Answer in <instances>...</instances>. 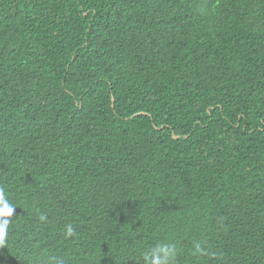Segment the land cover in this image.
<instances>
[{"label": "trees", "instance_id": "16d2710c", "mask_svg": "<svg viewBox=\"0 0 264 264\" xmlns=\"http://www.w3.org/2000/svg\"><path fill=\"white\" fill-rule=\"evenodd\" d=\"M0 187V264H264V0H0Z\"/></svg>", "mask_w": 264, "mask_h": 264}, {"label": "clouds", "instance_id": "9594fccd", "mask_svg": "<svg viewBox=\"0 0 264 264\" xmlns=\"http://www.w3.org/2000/svg\"><path fill=\"white\" fill-rule=\"evenodd\" d=\"M15 206L10 203L7 196L5 195V190L0 187V246H2L8 236V229L11 223L10 218L13 216L15 211ZM43 219V217H41ZM67 235H73L72 227L67 228ZM196 251L200 252V246H196ZM176 256V249L170 244H159L156 247L150 249L144 254L145 264H172ZM54 264H65V261L58 257L52 258Z\"/></svg>", "mask_w": 264, "mask_h": 264}, {"label": "water", "instance_id": "95a60500", "mask_svg": "<svg viewBox=\"0 0 264 264\" xmlns=\"http://www.w3.org/2000/svg\"><path fill=\"white\" fill-rule=\"evenodd\" d=\"M114 102H115V100L114 99H112V106L114 107ZM176 139L178 138V137H175Z\"/></svg>", "mask_w": 264, "mask_h": 264}]
</instances>
